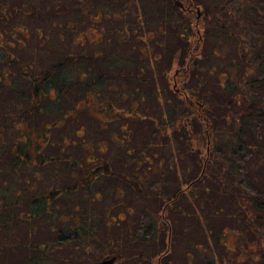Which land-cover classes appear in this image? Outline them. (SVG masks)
I'll return each instance as SVG.
<instances>
[{"label": "rangeland", "instance_id": "374dc122", "mask_svg": "<svg viewBox=\"0 0 264 264\" xmlns=\"http://www.w3.org/2000/svg\"><path fill=\"white\" fill-rule=\"evenodd\" d=\"M192 1L211 15L183 16L174 0H0V15L9 20L0 22V73L7 72V80L20 85L21 65L38 71L62 62L64 55L76 57L73 66L82 71L76 77H101L90 101L72 89L68 106L79 107L74 117L62 121L64 111L34 116V129L55 124L42 148L48 163L11 173L14 159L0 149V264H93L106 254L122 256L115 264H152L169 236L163 214L173 224L170 264L260 262L249 255L257 245L234 194L264 193V122L257 126L256 119V127L241 129L231 97L245 90L240 82L251 70L264 75V65L249 61L240 44L246 38L247 47L264 60V42L257 41L264 30V0ZM198 20L203 43L185 87L214 105L211 150L200 132L193 149L183 143V131L177 134L180 99L169 85L177 69H187L189 36L185 43L180 34L196 29ZM6 52L14 59L3 63ZM8 94L0 99V140L10 146L17 129L8 117L21 111L13 109ZM193 153L200 154L199 163ZM89 158L93 166L108 161L115 173L99 175L90 186L82 182L88 167L81 164ZM51 188L66 194L56 199L54 212L81 215L94 225V234L69 231L58 237L64 217L63 223L47 214L31 226L23 221L31 197ZM12 199L19 203L11 206Z\"/></svg>", "mask_w": 264, "mask_h": 264}, {"label": "trees", "instance_id": "16d2710c", "mask_svg": "<svg viewBox=\"0 0 264 264\" xmlns=\"http://www.w3.org/2000/svg\"><path fill=\"white\" fill-rule=\"evenodd\" d=\"M184 1L188 6H190L188 4V1H191L194 5H196L192 0H184ZM242 3L244 4L251 3V0H245ZM198 7L199 6H197V8ZM13 8L16 9V7L14 6ZM21 8H24V5L21 6ZM176 9L181 11V14L183 16H185L186 13L190 14V11H185L181 9L179 6H176ZM26 13L29 14V11H26ZM203 14L205 16L211 15L209 11L206 9H204ZM201 16H198V12H197V17L201 18ZM0 22H5V23L9 22V20L6 18L3 12L2 15H0ZM200 23L201 21L198 20L194 24L196 29L190 28L189 29L190 33H188V35L185 34V31H183V33L181 34L179 33L182 41H184L185 43H186V38L189 36L187 39L188 43L186 44V50L184 51V56H183L184 61L187 62V69L185 68V72H182L183 74L179 78L177 84H175V79H174L175 73H174L172 79L169 82V85L171 89H173L175 95L178 96L180 99V106L182 113L178 121L179 123L178 129H176L177 134L179 135L180 131H183L182 134H180L181 137H184L183 143L187 147H190V149H193V147L195 146L194 138L200 132L203 135L200 137V139L202 137L205 138L206 145L211 150L212 136H210V134L212 133L213 129L211 130L210 127L214 125L215 121L210 120V114L213 111L212 106L214 105L213 103H210L207 100V98L202 99L200 94H198L197 90L192 89V91H190L185 87V82L188 79L187 76L189 73V67L194 60L196 62L198 61L197 57L199 55V51L203 43V35L199 34L198 36V33L201 31V25H202ZM242 38L240 44L242 47H244L243 51L244 54H246L247 59L253 62L255 65H257V67H261V65H264V60L259 61L258 56L254 54V51L250 48V46L249 48L247 47L248 44V42L246 41L247 39L244 37ZM257 41L259 44L264 42V30L262 31ZM12 59L14 58L9 53L6 52V54L3 55L1 61L3 63H7L9 60ZM74 60H76L75 56L72 57L70 55L68 56L64 55L62 62L54 64L52 67H48L46 69L33 71V72L25 70L24 67L21 65L20 66V70L22 74L21 76L24 78L23 79L24 82L21 83L20 85L17 82L12 81L13 82L12 83L11 81L7 80V76H8L7 72L5 73L2 71L0 73V85L10 86L9 91L7 90L6 92H3L0 90V99L2 97V94L9 93L8 95L11 96L10 100L13 109L15 111H18V109H20L21 111L18 113V117L13 115V113L9 114L8 117L9 121H11L12 128L17 129L16 135L11 141L10 146L8 145L7 141L3 142L2 140H0V149L5 148L6 150H8L9 154L14 159L13 160L14 164L12 168L13 170L14 169L15 170L13 171L11 169L10 170L11 173L17 172L18 169L23 165H32V164H36L37 162L46 164L50 161L48 160L49 157L42 152L43 150L42 148L45 147L46 142L51 138L50 132L52 129H54L55 124H53L54 127H51L49 124H45L43 125L42 128L40 127L34 129L33 127V121H34L33 118H35L34 116L39 115L40 112L54 114L57 112L60 113L61 111H64L63 113H61L59 117L62 121L70 117H74L75 113L79 110V107L76 105V103L73 104L71 107H69L70 106L69 104H71L70 103L71 98L69 94L73 92L72 89L77 90V92H75V95L77 94V97L80 96L82 100L90 101L92 99L93 94H95L98 88L100 87L99 80L101 79V77H99V75H97V78H95L94 75L85 73L80 75L79 77H76V74L82 73V71L79 70L78 67L73 66L75 62ZM88 60L89 62L93 63L96 66V69H98L99 66L94 56H89ZM249 73L250 75L249 76L247 75L246 78H243V80L240 82V86L242 87L241 90H243L244 88L245 90L241 91L240 93L234 91L235 96L231 97V100H234V102H236L235 104L236 107L234 108V110L239 111L238 112L239 121L237 122L241 129H244L247 126L250 128L251 126L256 127L255 125L256 121H253L256 119L260 120L257 121V126L261 122H264L262 121L264 119V99H262V95L264 93V75L262 74L258 76L254 72V70H251ZM101 76L103 77L102 74ZM81 77L84 80H78ZM176 86L178 89L181 90L182 93L185 94L180 96L175 89ZM237 95L239 96L237 97ZM184 96L187 97L185 98ZM47 97H49L50 100L49 103L45 105L43 101ZM65 101H69V102L65 103ZM1 102L2 101H0V103ZM23 104H29L27 109H25V107L22 108ZM109 105L111 106V104ZM103 106L106 107V105ZM106 110L107 108L103 112H106ZM203 130L207 131V134L205 136ZM196 139L199 138L197 137ZM238 139L239 141H242L241 136H239ZM193 156H195L196 162L199 163L200 154L193 153ZM207 161L208 159L205 160L204 166H206ZM73 163L74 165L78 164L77 162L74 161ZM83 163L85 165L81 164V166L88 167V172L87 175L85 174L83 175L84 177L82 179V182L84 180L86 183L89 182L88 183L89 186L95 181V179L98 178L99 175L115 173L112 170L109 162L105 160H102L101 162H95L94 166L93 164H91L94 163V160L91 158L87 159L86 161L84 160ZM4 190H5L4 198L5 200H7L9 199L7 195V193H9V189H4ZM60 197H63L62 199H65L66 194L62 195L61 192L56 191L53 188L34 194V196L31 197V199L28 201L31 210L28 212H22V214L25 213V217L23 218V221H27L28 222L27 224L31 226L34 220L39 221V218H43L44 215L47 214L51 216L53 222L58 221L63 223L60 217H64L65 218L63 220L64 226L61 228V230L58 231L59 232L58 237H68L69 233L67 232L69 231L70 233L72 232L75 236L82 235V233H85L83 235L88 237L94 234L93 232L94 225L88 223V220H84L81 217V215L72 212L66 213L67 215H65V213L64 214L59 213L58 211L54 212L55 208L58 210L59 205H56L55 202L56 199ZM234 197L237 199V206L243 221H245L248 224V231L250 232L252 230L254 233V241H255L254 243L257 246L255 247V249L251 251L249 255L250 257L252 255L256 256L257 259L260 261L258 264H264V193L263 192L259 193L255 189L254 190L247 189L246 194L240 195L236 193L234 194ZM17 203H19L17 199H12V204L11 203L10 204L12 206ZM75 208H77L76 205ZM7 222L8 221H6V224ZM162 225L163 228H166L165 223H162ZM255 225L258 226L257 228L253 229ZM86 227H88V230L85 229ZM259 228H261V230ZM53 229L55 230L54 226ZM257 229L259 231H257ZM238 232H241V230L238 229ZM167 244L168 241L166 239V245ZM42 245L47 249L53 248L52 244H42ZM227 248L228 251L229 250L232 251L229 247ZM113 255H116L117 260H120L122 258L120 254H111V255L106 254L99 260ZM253 256L252 259H254ZM43 258H44V254H43ZM225 260L226 259H223L224 262ZM211 264H216V262L214 261Z\"/></svg>", "mask_w": 264, "mask_h": 264}, {"label": "flooded vegetation", "instance_id": "af4514ba", "mask_svg": "<svg viewBox=\"0 0 264 264\" xmlns=\"http://www.w3.org/2000/svg\"><path fill=\"white\" fill-rule=\"evenodd\" d=\"M181 9L185 10V11H190V13L193 12H198V8L196 5H194L191 1H188V4L190 6H188L186 4V2L184 0H175L174 1ZM182 72H185V68L181 69H177L175 72V84H177V82L179 81V78L181 77V75L183 74ZM177 93L182 96L185 93H182L180 89L177 88V86L175 87ZM185 97V96H184ZM187 97V96H186ZM185 97V98H186ZM199 178V177H198ZM195 181V179L190 181V184H193ZM163 222L165 223V225L168 227L169 231V236L167 238L168 244L166 245V247L164 249H162V251H159V253H157L156 257H155V261H153L152 264H170L169 259H167V256L171 253V243H172V234H173V224L171 223L170 219H167V215L163 214ZM118 261V260H117Z\"/></svg>", "mask_w": 264, "mask_h": 264}, {"label": "water", "instance_id": "95a60500", "mask_svg": "<svg viewBox=\"0 0 264 264\" xmlns=\"http://www.w3.org/2000/svg\"><path fill=\"white\" fill-rule=\"evenodd\" d=\"M203 15V10L198 7V16ZM117 260L116 255L101 259L99 261L94 262L93 264H115Z\"/></svg>", "mask_w": 264, "mask_h": 264}]
</instances>
